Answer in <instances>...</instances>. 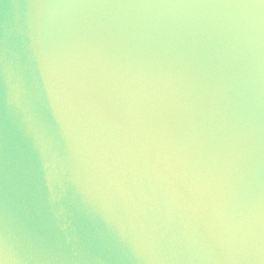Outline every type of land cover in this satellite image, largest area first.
<instances>
[{
    "label": "clouds",
    "instance_id": "clouds-1",
    "mask_svg": "<svg viewBox=\"0 0 264 264\" xmlns=\"http://www.w3.org/2000/svg\"><path fill=\"white\" fill-rule=\"evenodd\" d=\"M0 264H264V0H0Z\"/></svg>",
    "mask_w": 264,
    "mask_h": 264
}]
</instances>
